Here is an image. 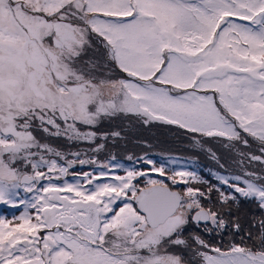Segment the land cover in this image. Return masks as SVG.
<instances>
[{
  "label": "snow or ice",
  "instance_id": "obj_1",
  "mask_svg": "<svg viewBox=\"0 0 264 264\" xmlns=\"http://www.w3.org/2000/svg\"><path fill=\"white\" fill-rule=\"evenodd\" d=\"M118 117L218 140L236 167L72 172L96 161L48 142ZM0 204L23 208L0 218V264H264V0H0Z\"/></svg>",
  "mask_w": 264,
  "mask_h": 264
},
{
  "label": "rangeland",
  "instance_id": "obj_2",
  "mask_svg": "<svg viewBox=\"0 0 264 264\" xmlns=\"http://www.w3.org/2000/svg\"><path fill=\"white\" fill-rule=\"evenodd\" d=\"M98 135L107 134V139H98V141L94 144H90L91 146H95L97 143H101L106 147L103 150L98 152H92L89 154H82V158L84 159H94L96 161L95 164H86L79 165L77 164L72 172L83 170V171H98L99 166L101 164H107L108 162V152L113 150L115 152V159L119 160L120 164L124 167L129 165V167H142L139 163H136L137 158L144 156L145 154L151 156L154 160H160L162 158H169L171 154L175 153L180 148H191L198 149L193 152H190L193 155H196L198 158H205L209 164L206 166L209 169H217L219 170V164H225L228 168H234L236 165L233 162V153L225 148L221 142L216 143H206L211 141H218L212 138H200L201 146L196 144H188L184 146H176V142L180 140L184 135H188L185 130L179 129L173 125H163L160 123H153L151 125H144L142 122L138 121L134 117H118L111 120H104L97 129ZM114 132H119V137H113L111 134ZM191 135V134H189ZM174 137V138H173ZM48 142L53 146L57 147L60 150H66V153L69 152H77L82 143L73 144L66 141L64 138H49ZM114 143V144H113ZM113 144V145H111ZM214 146L217 149L216 157L219 158V164L216 160H214L211 156L213 151L211 150ZM251 151H257V146L252 144ZM187 151V150H185ZM144 154V155H143ZM120 156L122 159H119ZM189 156V155H188ZM132 157V160L128 158ZM71 158V157H69ZM110 162V161H109ZM181 164H185L184 162H180ZM111 164V162H110ZM126 168V167H125ZM221 169V168H220ZM119 171L118 174L124 175L123 169H117ZM117 170H115L117 172ZM224 170V169H223ZM154 178H161L157 175V173L152 174ZM205 180H209L212 183H216L212 177H204ZM69 181L72 178H68ZM216 193H213V199H215ZM255 204L251 203H242L241 211L243 214H250L251 216H259L260 213L255 209ZM12 209L18 210L17 212H23V208H14L10 205L0 204V218H5L15 222L14 212ZM16 212V213H17ZM18 217V216H17ZM189 231H199L195 225L189 226ZM201 235L204 236L206 240H208L212 244H216V236L217 234L213 233L212 235H208L206 233ZM225 237L230 239H238V236H232L228 232L223 234ZM186 259L191 258V253L185 254Z\"/></svg>",
  "mask_w": 264,
  "mask_h": 264
},
{
  "label": "trees",
  "instance_id": "obj_3",
  "mask_svg": "<svg viewBox=\"0 0 264 264\" xmlns=\"http://www.w3.org/2000/svg\"><path fill=\"white\" fill-rule=\"evenodd\" d=\"M199 138V137H198ZM188 144H195L192 139V135H184L180 140L176 142V146H184ZM187 150V151H185ZM198 149H191V148H180L178 149L175 153L171 154L170 157L177 159L179 162H192L193 168L190 170H195L198 175L203 177V174H205L206 170L204 169L209 162L206 161L205 158H198L196 155L191 154L190 152H193ZM66 151V150H62ZM211 151L217 155V149L216 146H214ZM189 155V156H188ZM158 175V174H157ZM163 178V177H162ZM204 178V177H203ZM18 210L12 209V212H14V215H18L17 212ZM17 212V213H16Z\"/></svg>",
  "mask_w": 264,
  "mask_h": 264
},
{
  "label": "flooded vegetation",
  "instance_id": "obj_4",
  "mask_svg": "<svg viewBox=\"0 0 264 264\" xmlns=\"http://www.w3.org/2000/svg\"><path fill=\"white\" fill-rule=\"evenodd\" d=\"M236 167V166H235ZM234 167V168H235ZM233 168V167H232ZM221 174H228L225 170H222V171H219ZM242 203H247V202H243L242 201ZM255 209L258 211V213H260V210L255 206ZM261 214V213H260ZM242 215H244L245 216V218H247V217H250L251 215L250 214H247L246 215V213L245 214H243L242 213ZM245 227H247V224H245ZM202 234H204V233H202ZM239 237V236H238ZM216 238H217V240H216V244H217V246H220V244L221 243H223V244H227L228 242H229V240H232V239H230V238H228V237H225L224 235H223V237L221 238V236H216ZM236 241L237 242H239V238L238 239H236Z\"/></svg>",
  "mask_w": 264,
  "mask_h": 264
}]
</instances>
